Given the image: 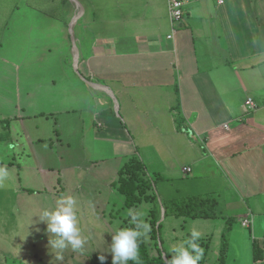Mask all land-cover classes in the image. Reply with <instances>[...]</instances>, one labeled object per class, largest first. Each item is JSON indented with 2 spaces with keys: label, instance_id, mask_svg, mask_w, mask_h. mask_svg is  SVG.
<instances>
[{
  "label": "crops",
  "instance_id": "crops-1",
  "mask_svg": "<svg viewBox=\"0 0 264 264\" xmlns=\"http://www.w3.org/2000/svg\"><path fill=\"white\" fill-rule=\"evenodd\" d=\"M0 5V234H14L11 208L43 203L29 197L48 190L57 150L72 185L105 180L149 213L118 185L139 154L159 223L163 200L212 194L222 235L235 220L224 264H264V0H194L171 39L168 0Z\"/></svg>",
  "mask_w": 264,
  "mask_h": 264
},
{
  "label": "rangeland",
  "instance_id": "rangeland-1",
  "mask_svg": "<svg viewBox=\"0 0 264 264\" xmlns=\"http://www.w3.org/2000/svg\"><path fill=\"white\" fill-rule=\"evenodd\" d=\"M0 1H2V3L7 2V0ZM39 1L44 4L50 2V0ZM43 6L50 7L51 5ZM70 6L71 9L67 11L68 17L76 15L79 10L74 3L66 7ZM0 8L3 9L1 5ZM1 21L2 16L0 17V22ZM57 153L58 155H62L63 160L59 162L56 161L58 163L57 169L48 177V181L52 182L49 184L48 190H44L43 193L35 197H29L31 201L36 199L41 200L43 203H38L39 205L36 203V206H33V203L24 204V206L17 205L11 208L9 215L13 216V218L9 222V231H13L14 234H5V236L0 234V248H6L9 253L7 255L0 254V263L112 264V254L109 251L112 235L118 229L123 228L122 224L126 222L124 221V217L128 216L129 212L124 206V199L121 195L117 197V194L116 196H111L105 180L99 183L101 192L96 191V188L91 185L92 183L89 181H84L81 186L79 183L72 185L71 176L66 174L67 171L63 168L72 158L65 155L63 156L61 150H57ZM129 161L130 160H128L126 164H128ZM148 168L152 171L149 166ZM110 171H112V169ZM85 174L89 177L92 176V174L87 172ZM193 174L191 173L189 176ZM66 195H72L77 201L76 209L79 227L81 228L82 235L87 238V243L85 245L86 250L85 253L81 255L78 252H73L71 248H69L64 252V260L56 261L54 253L49 249V233L46 231V223L39 221L36 216L32 217V215L40 212L44 208L54 207L56 200ZM108 200L110 201L109 203ZM148 209L149 205L144 204L139 208V211L144 213L145 217V214H148ZM146 218L147 217H145L144 220H146ZM224 226L225 223L220 218L194 219L188 217L177 218L176 216L169 215L162 220L161 237L166 250L171 251L173 247L181 242L187 241L190 238L191 231L195 229L201 234L200 238H208L211 243L209 260L206 264H217L216 258L223 243L221 233L224 230ZM143 239L149 242L153 247V242L150 241L149 234ZM160 247H163L161 243ZM101 254L106 257L103 262L99 259ZM19 258H23L24 261L21 262Z\"/></svg>",
  "mask_w": 264,
  "mask_h": 264
},
{
  "label": "trees",
  "instance_id": "trees-1",
  "mask_svg": "<svg viewBox=\"0 0 264 264\" xmlns=\"http://www.w3.org/2000/svg\"><path fill=\"white\" fill-rule=\"evenodd\" d=\"M129 163L122 167L120 178L118 180L119 189L126 196V203L129 208L137 206L139 203L149 202L151 208L149 210L146 222L150 224L151 231L150 241L153 242V247L143 238L139 243V261L140 264H168L174 253L167 251L164 247V242L161 237V204L159 202L158 192L155 187L157 177L148 173L146 164L139 154L133 155L129 159ZM165 216L175 215L177 217L188 218H205L215 219L218 217L217 198L212 194L201 193L196 195L180 196L173 199L163 200ZM130 216L126 218L123 228L134 227L130 223ZM233 218L227 220L225 233L222 235L223 243L220 251L219 263L224 264L225 255L229 247L228 232L230 231ZM160 243L163 247H160ZM199 247L203 250V257L199 264H204L206 257L210 251L211 243L206 239L199 238L197 241ZM255 259L259 260L263 257V250L260 249L257 243L254 245ZM129 264H135L129 261Z\"/></svg>",
  "mask_w": 264,
  "mask_h": 264
},
{
  "label": "clouds",
  "instance_id": "clouds-1",
  "mask_svg": "<svg viewBox=\"0 0 264 264\" xmlns=\"http://www.w3.org/2000/svg\"><path fill=\"white\" fill-rule=\"evenodd\" d=\"M76 204L77 201L72 195L61 196L56 200L54 207L44 208L32 215L46 223V231L49 233V249L54 253L56 261H63L64 252L69 248L81 255L85 253L87 238L82 235L79 227ZM128 215L131 218L130 223L134 227L118 229L112 235L109 248L112 254V264H128L129 261L140 264L139 243L151 231L150 224L143 218L144 213L129 210ZM200 235L194 229L187 241L173 247L174 255L168 264H199L203 257V250L197 243ZM99 259L103 262L106 257L101 254Z\"/></svg>",
  "mask_w": 264,
  "mask_h": 264
},
{
  "label": "built area",
  "instance_id": "built-area-1",
  "mask_svg": "<svg viewBox=\"0 0 264 264\" xmlns=\"http://www.w3.org/2000/svg\"><path fill=\"white\" fill-rule=\"evenodd\" d=\"M194 0H168L169 4V13L173 25V32L168 35V38L171 39L174 36V33L178 30L180 23L186 16L187 6L192 3ZM222 2L223 0H218ZM246 109L247 111H253L256 109L257 104L252 97L246 99ZM227 126V125H225ZM187 171H190V168H186ZM247 224V222H243Z\"/></svg>",
  "mask_w": 264,
  "mask_h": 264
},
{
  "label": "water",
  "instance_id": "water-1",
  "mask_svg": "<svg viewBox=\"0 0 264 264\" xmlns=\"http://www.w3.org/2000/svg\"><path fill=\"white\" fill-rule=\"evenodd\" d=\"M163 213H164V209H163Z\"/></svg>",
  "mask_w": 264,
  "mask_h": 264
},
{
  "label": "bare ground",
  "instance_id": "bare-ground-1",
  "mask_svg": "<svg viewBox=\"0 0 264 264\" xmlns=\"http://www.w3.org/2000/svg\"><path fill=\"white\" fill-rule=\"evenodd\" d=\"M76 3V2H75ZM74 30V29H73Z\"/></svg>",
  "mask_w": 264,
  "mask_h": 264
}]
</instances>
